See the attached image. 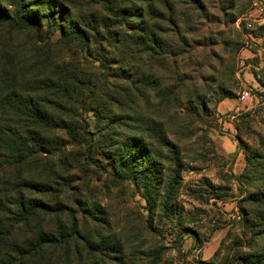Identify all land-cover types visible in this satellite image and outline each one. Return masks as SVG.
Listing matches in <instances>:
<instances>
[{"label": "rangeland", "instance_id": "rangeland-1", "mask_svg": "<svg viewBox=\"0 0 264 264\" xmlns=\"http://www.w3.org/2000/svg\"><path fill=\"white\" fill-rule=\"evenodd\" d=\"M253 1L32 0L37 26L0 24V61L29 64L42 78L63 61L78 63L82 73L73 102L91 143L73 146L62 132L54 135L53 158L67 162L56 164L64 207L55 204L52 213L32 223L58 239L66 230L69 242L47 246L39 259L49 264H239V255L264 250L263 226L243 227L240 215L245 209L264 212V205L244 202L254 188L240 177L247 170L244 146L258 150V135L264 137V23L258 22L264 8L254 11ZM15 11V0H0V14L14 16ZM247 18L256 20L251 29L244 27ZM79 19L93 28L83 27ZM49 24L53 27L47 33ZM67 26L83 27L89 45L74 42L53 53L56 47L47 42L60 41ZM135 28L158 32L167 47L176 49L171 55H151L139 44ZM38 36L49 39L40 42ZM141 72L157 76L164 99L155 98L150 86L147 94L133 95V88H143L136 83ZM223 89L237 99L246 91L242 101L248 109L218 113ZM167 90L176 101L166 103ZM197 95L206 105H199ZM94 96L108 108L101 114L110 117L95 118L88 107ZM245 112L251 117L241 121ZM152 120L177 145L178 163L154 140L163 158L140 153L135 158L128 149L132 138H148L152 131L146 126ZM153 162L159 172L152 180L163 177L159 190L150 194L143 189L148 181L143 175L148 176ZM178 169L177 191L165 210L162 192ZM263 184L264 178L256 182Z\"/></svg>", "mask_w": 264, "mask_h": 264}, {"label": "trees", "instance_id": "trees-1", "mask_svg": "<svg viewBox=\"0 0 264 264\" xmlns=\"http://www.w3.org/2000/svg\"><path fill=\"white\" fill-rule=\"evenodd\" d=\"M31 1L15 0L16 11L14 16L0 14V24L10 22L13 26L28 29L31 26H37L35 11H31L29 4ZM122 1L115 0L116 3ZM198 8L203 10L201 6ZM168 10L173 11L171 7ZM120 15L122 19L126 20L124 13ZM79 21L82 26L86 25L88 29L93 28L87 22L84 24L80 19ZM57 26L63 28L61 25ZM48 27L47 33L53 26L49 24ZM83 27L67 26L65 32L61 29L63 38L60 41L56 43L47 42V45L56 47V52L53 53H58L59 49L57 48L68 49L69 45L74 42L81 43V46L89 45ZM35 31L38 33L39 28H36ZM135 32L138 34L139 44L151 55L159 53L171 55L176 49L174 46L167 47L158 36V32H146L144 28H135ZM46 39H49V36L47 38L38 36L40 42H44ZM51 55L52 53L50 59L54 57ZM0 63V68L1 65H4L7 69L0 70V264H49L39 259L44 249L55 243L65 247L69 242V235L66 230L61 229L59 232L60 239H58L51 232L46 231L38 222L34 226L32 223L36 222L41 215L52 213L55 204L61 208L64 207L59 201L61 190L58 188V181L61 176L58 173L57 168L59 167L57 165L63 167L67 162L53 158L57 145L54 141V135L62 132L70 138V145L90 146V132L85 127V122L79 113L75 114L74 104L76 102H73L75 99L73 95L76 92L75 85L82 81V73L79 71L78 63L71 66L65 61L57 63L52 74L45 78H42L40 73H33L29 69V64L23 65L19 62V67H17L13 65L12 60L7 59L1 60ZM138 75L140 78L137 79L136 83L143 84V88L142 90L138 87L133 88V95L135 92L137 95L147 94L146 89L150 86L149 90L156 96L155 98L164 99L162 96L165 91L160 92L158 88L160 82L155 74H143L141 72ZM167 92L166 103L177 100V97L171 93L172 91L167 90ZM198 95L196 97L199 100V105H206L205 101ZM258 95L261 94L258 93ZM231 97H233L232 93L223 89L218 102ZM133 98L134 96L128 99L133 100ZM98 100L99 98L94 96L88 106L90 107L89 110L97 120L104 116L110 117V115L101 114L108 108L98 103ZM250 115L251 112L241 114V121L250 118ZM121 118L118 117L117 119L121 120ZM152 123L154 124L153 127ZM146 128L147 132L152 131V133L147 134L148 138L145 135L140 140L132 138L127 146L129 150L136 152L135 158L138 157V153L140 156H148L149 154L156 159L158 157L163 158L161 152L154 148L157 143L161 148L173 154L176 163H178L177 145L167 138L161 126L152 120ZM235 128L237 131L239 130L238 125ZM115 144L110 147L116 148L118 144L116 146ZM258 145V150L247 144L243 145L247 170L240 177L243 178L244 183L251 184L254 188L243 198L244 202L264 205V184L262 186L256 185L259 179L264 178V137L261 135H258ZM62 149L59 148V152ZM66 154L69 156L70 152L63 153L64 156ZM130 164L133 163L128 161L127 165ZM152 164L149 169L147 168L148 176L143 175L144 183H146L145 180H148L143 189L146 188L150 194L159 190L161 185L159 182L162 183L163 177L161 175L158 183L156 180H152V177L159 172L157 162ZM179 179L180 169L175 171L167 189L162 192L161 198L165 210L177 191ZM146 196L154 199L150 195ZM215 200H220V196H216ZM145 201L148 203L147 198ZM151 202L155 204V200ZM240 215L243 227L255 228L262 225L261 233H264V212L256 214L245 209L240 211ZM113 245L119 247V245ZM237 261L239 264H264V250L248 252L246 255L241 254ZM153 264H157V261H154Z\"/></svg>", "mask_w": 264, "mask_h": 264}, {"label": "crops", "instance_id": "crops-1", "mask_svg": "<svg viewBox=\"0 0 264 264\" xmlns=\"http://www.w3.org/2000/svg\"><path fill=\"white\" fill-rule=\"evenodd\" d=\"M264 0H259L260 2V5L264 8V3H263ZM260 13V12H259ZM259 16V15H258ZM257 16V17H258ZM260 17V16H259ZM255 18V17H254ZM259 23H264V15L260 17V20H259ZM262 25V24H261ZM251 35V37H249L250 39L254 40L255 37L252 36L251 33H249ZM248 35V34H247ZM260 38V37H258ZM250 53L252 54V56L254 55H257L256 53L254 52H251ZM248 74V78L251 77V74L249 73H246ZM249 81V80H248ZM246 92V91H245ZM244 93V92H243ZM242 93V95H243ZM248 96V93L247 95H243V97L241 96L240 99H237V98H226V99H223L222 101L219 102L218 106H217V111L218 113L220 114H223V113H229L232 114L233 113H236L238 114L239 111H245L248 109L247 106L244 105V99L245 97ZM243 100V101H242ZM228 115V114H227ZM235 115H231V118H234Z\"/></svg>", "mask_w": 264, "mask_h": 264}, {"label": "built area", "instance_id": "built-area-1", "mask_svg": "<svg viewBox=\"0 0 264 264\" xmlns=\"http://www.w3.org/2000/svg\"><path fill=\"white\" fill-rule=\"evenodd\" d=\"M252 6L254 7L253 8L254 11L255 10H258V12H261L262 11V6L260 5L259 0H254L252 2ZM252 18H254V17H252ZM255 21H256L255 19L247 18L246 19V22H245V25H244L245 29H251V28H253V25H254ZM258 22H259V20H258ZM248 36L251 37V35L249 33H248ZM243 95H247V92H244ZM243 95H242V97H243Z\"/></svg>", "mask_w": 264, "mask_h": 264}]
</instances>
